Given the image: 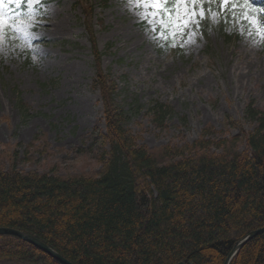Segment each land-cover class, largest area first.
I'll use <instances>...</instances> for the list:
<instances>
[{
	"label": "rangeland",
	"instance_id": "374dc122",
	"mask_svg": "<svg viewBox=\"0 0 264 264\" xmlns=\"http://www.w3.org/2000/svg\"><path fill=\"white\" fill-rule=\"evenodd\" d=\"M257 1L249 0L251 7L243 0L189 5L204 16L199 26L175 36L151 31L156 25L127 0L7 5V16L31 13L35 27L30 38L7 23L0 34V165L15 150L23 172L69 177L101 170L103 106L91 89L97 67L86 17L101 54L99 68L116 83V105L131 114L126 128L140 145L156 152L191 144L206 131L217 137L251 131L246 105L264 110V34L258 30L264 29V12ZM253 16L255 26L247 18ZM156 101L172 110L162 129L147 113Z\"/></svg>",
	"mask_w": 264,
	"mask_h": 264
},
{
	"label": "trees",
	"instance_id": "16d2710c",
	"mask_svg": "<svg viewBox=\"0 0 264 264\" xmlns=\"http://www.w3.org/2000/svg\"><path fill=\"white\" fill-rule=\"evenodd\" d=\"M88 18L97 67L91 89L103 106L101 170L69 177L23 172L18 151H7L0 228L33 236L71 264H223L239 240L264 228V110L246 105L249 132L217 137L206 131L191 144L149 150L126 128L131 114L116 105V83L99 68ZM148 107L152 124L164 128L172 110L157 101ZM0 263L59 264L6 235H0ZM231 264H264V233Z\"/></svg>",
	"mask_w": 264,
	"mask_h": 264
},
{
	"label": "snow or ice",
	"instance_id": "6c2138e0",
	"mask_svg": "<svg viewBox=\"0 0 264 264\" xmlns=\"http://www.w3.org/2000/svg\"><path fill=\"white\" fill-rule=\"evenodd\" d=\"M40 0H29V5L39 3ZM205 0H127L128 6L140 9L141 19L156 27H151V31L159 32L160 36L177 33L183 34L184 29H191L193 25L199 26L200 19L203 18L204 12L201 10L197 13L189 5L203 4ZM214 2V0H209ZM230 0H222V5H227ZM9 4H15L20 7L22 0H0V34H2L5 24L14 28L17 32H22L26 37H31V29L35 27L31 13L27 17H9L6 13V7ZM244 6L251 7L249 0H243ZM255 11V10H254ZM264 12V9L261 10ZM255 26L256 18L247 17ZM264 34V29H258ZM194 34V33H193Z\"/></svg>",
	"mask_w": 264,
	"mask_h": 264
},
{
	"label": "water",
	"instance_id": "95a60500",
	"mask_svg": "<svg viewBox=\"0 0 264 264\" xmlns=\"http://www.w3.org/2000/svg\"><path fill=\"white\" fill-rule=\"evenodd\" d=\"M264 233V228L258 229L255 231L250 232L245 237H243L241 240H239L234 247L232 248L231 252L225 259L223 264H231L233 258L237 254V252L250 240H252L254 237H256L258 234ZM0 235H6V236H12L20 239L21 241L31 245L32 247L38 249L40 252L44 253L48 257L52 258L54 261H56L59 264H71L68 261H66L64 258H62L59 254H57L55 251H53L51 248L37 240L31 235H28L26 233L14 230V229H5L0 228Z\"/></svg>",
	"mask_w": 264,
	"mask_h": 264
}]
</instances>
